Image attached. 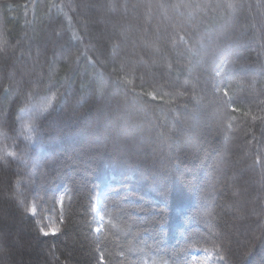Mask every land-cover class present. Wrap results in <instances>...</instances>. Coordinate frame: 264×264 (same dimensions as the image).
Wrapping results in <instances>:
<instances>
[{"label": "trees", "instance_id": "obj_1", "mask_svg": "<svg viewBox=\"0 0 264 264\" xmlns=\"http://www.w3.org/2000/svg\"><path fill=\"white\" fill-rule=\"evenodd\" d=\"M181 2L204 0H0V46L6 49L0 52V157L11 161L7 165L0 159V176L21 174L12 179L14 185L22 181L15 191L24 201L5 205V196L13 193L0 183V208L10 209L13 234L33 238L31 256L24 257L31 264H97L98 243L112 253V264H186L196 251L211 248L213 240L239 252L255 229V218L245 219L237 202L264 196L259 170H248L251 153L264 150L252 139L253 134L261 137L264 125H253L244 115L251 110L264 116V103H259L264 102V76L257 74L264 65L257 13L264 9L255 7L264 0H247L253 8L239 19L224 7L227 0H213L220 7L189 41V50L181 46L163 58L144 46L139 33L129 31V25H142L150 41L158 25L167 27L163 10L155 6ZM49 3L64 5L63 11L49 12ZM114 3L120 5L115 12L68 7ZM67 16L73 17L71 24ZM117 24L123 26L118 31L129 33L123 42L113 34ZM232 26L245 28L235 51L246 72L205 60L217 33ZM53 28L66 33L64 47H52L47 62L42 54L34 74L26 72L29 87L15 70L32 68L34 37H51ZM86 47V54L100 63L84 58ZM213 85L227 89L229 97L245 98L234 105L241 112L223 103L222 92L214 97ZM246 98L254 99L249 103ZM107 103L119 104L120 111ZM8 152L17 157H7ZM238 187L246 188L239 197L234 195ZM60 196L66 225L58 219ZM98 201L103 222L91 211ZM33 206L35 214L26 211ZM109 217L117 227L107 224ZM101 223L104 230L94 232ZM54 226L67 232L55 237L38 232ZM261 256L264 249L258 246L256 258ZM235 259L227 256L222 262L214 256L212 264ZM0 264L11 262L0 258Z\"/></svg>", "mask_w": 264, "mask_h": 264}, {"label": "snow or ice", "instance_id": "obj_2", "mask_svg": "<svg viewBox=\"0 0 264 264\" xmlns=\"http://www.w3.org/2000/svg\"><path fill=\"white\" fill-rule=\"evenodd\" d=\"M35 7V2L33 4ZM59 8L60 11H63L64 5L57 6L55 4L49 3L47 8L49 12L53 8ZM70 11H77L79 8L84 7L87 8L89 11H100L104 8H109L110 11L115 12L120 5L111 4H77L75 6L69 5L68 6ZM125 9V13L127 12L128 5H123ZM133 8L136 5L132 6ZM149 8L152 6L149 5ZM156 9L163 10L162 20L167 21V27H160L159 25L154 31V35L152 39L149 41L147 40L148 30L144 29L142 25H137L135 28L129 25V31H135L140 34V39L143 41L144 46L148 48L153 54L160 56L163 58L166 51H171L172 49H180L181 46H185V51H188L187 45L189 41L193 40L194 37L197 36L199 33L200 28L203 27L204 21L208 20L210 16L215 12V10L220 7L213 2V0H204V2H181V3H173V4H157ZM226 9L231 10L233 16L236 19H239L247 10L249 13L251 12L253 5L248 3L247 0H227L224 4ZM255 7L260 10L264 9V3L258 2ZM27 14V9L25 11ZM257 15L261 17L259 21V25L261 27L262 38H264V11H258ZM67 20L69 24L73 19L72 16H67ZM62 27V25H61ZM123 26L121 25H113V34L117 39L126 40L129 38L128 32L121 33L118 31ZM251 28H256L257 24H252ZM87 32V28L84 29ZM180 32H183V35H180ZM245 32V28L241 27L239 30L236 29L235 26L232 27H225L222 28L216 35L215 39L205 50V60H211L213 63H223L224 68L228 69L231 68L233 72H246L245 69L241 65L242 57L235 51V49L239 46V41L242 39ZM66 33H62L61 30L58 28L52 29L51 37L47 35H39L34 37L36 42V53L35 59L32 64V68H17L16 74L20 76L21 82L25 85H29L28 81L25 79L26 72L28 74H34V69L37 64L40 62V57L42 54L45 55V62H47L46 53L52 47H60L63 49L64 45L61 43ZM112 37H109L111 39ZM78 42H82L84 40V36L76 37ZM205 37L201 36L200 43H203ZM171 46V49L169 48ZM31 46V41H30ZM119 47V45H116ZM91 48H95V45H92ZM89 50L88 47L85 49L84 58L88 60L89 63H100L99 59L93 60L92 57L88 56L86 53ZM0 52H6V49L0 46ZM29 55H31V47H29ZM55 55V53H53ZM177 56H182V53L177 52ZM218 66V64H217ZM171 67V65H169ZM115 71V70H114ZM260 76H264V65H262L257 73ZM216 76H220L221 72L217 71L215 73ZM130 83V81H129ZM187 83V82H185ZM213 88V96L215 97L216 94L222 92L221 99L223 103L226 105H232V112L239 113L241 109L235 107L234 105L237 102H242L243 99L241 97H229L227 89H221L220 87L212 86ZM94 92L96 89L93 90ZM264 94V93H262ZM53 99L55 98V93H53ZM155 98V97H154ZM227 98V99H223ZM248 99L249 103L253 102L254 98H246ZM264 103V102H259ZM51 105V100H49L44 107V111H47V108ZM108 106L111 107L112 110L117 112L120 111L119 104L113 106L111 103H107ZM245 116L251 118L253 125L257 121H259L262 125H264V116L255 115L249 110L248 112L244 113ZM235 119V117H232ZM198 125H194L191 127V131H195ZM231 123L227 124V129H231ZM252 139L256 141L257 145L264 144V128L261 129V137L257 139L253 134ZM249 147L252 146L251 141H247ZM195 147V146H194ZM7 157L16 158L17 153L15 152H8ZM0 159H4V163L10 165L11 161L7 160L6 158L0 157ZM251 164L248 165V170L255 172L257 169L260 172L261 177V185H260V192L264 193V150L260 147H257L255 151L251 153ZM21 174L19 172L12 173L11 175L0 176V183L6 184L8 186V191L12 192V196H5L4 204L7 205L11 201H18L19 203H24L23 200H20L19 197L22 193L16 192L15 188L18 187L22 181L17 179L15 181V185L13 184V176L19 177ZM247 183V182H245ZM246 192V188L238 187L236 192L234 193L235 196L239 197ZM63 201L64 197L60 196L59 203L61 206L60 215L58 217L61 224H67L69 217L65 214L63 208ZM26 211H29L35 214V207L26 208ZM91 211L95 213L101 222L105 220V215L97 211V205H91ZM237 211L245 218V219H252L255 218V229H250L248 232V240L243 245L242 249L239 252H233L231 247L228 246L223 240L217 243L215 240L212 241L211 248H203V255L202 256H192L191 260L186 262V264H212L213 257L216 256L219 258L220 261L226 262L227 256L236 257L233 261V264H264V256H261L259 259L256 258V248L259 246L260 248L264 249V196L257 195L255 199L245 201L243 203L237 202ZM10 221H11V212L10 209L7 207L0 208V223L3 224V227H0V258L5 261L11 262V264H31V261H26L24 257L26 255L31 256V248L33 246V238L29 236H25L22 233H15L10 230ZM107 224L110 225L112 228L117 227L115 222L108 218ZM105 228L104 223L97 225L93 231L96 233H101ZM38 232L42 234L44 237L48 236H57L63 235L67 232V229H61L59 226L49 227L45 229V227H39ZM54 246V245H53ZM95 252L98 256L97 264H112V253L108 252L106 254L105 251L101 250V246L98 243L95 249ZM19 255L20 259L15 260V255ZM107 255V259H106ZM118 255L120 257H124L125 253L123 251L119 252ZM147 264V262H145Z\"/></svg>", "mask_w": 264, "mask_h": 264}, {"label": "rangeland", "instance_id": "obj_3", "mask_svg": "<svg viewBox=\"0 0 264 264\" xmlns=\"http://www.w3.org/2000/svg\"><path fill=\"white\" fill-rule=\"evenodd\" d=\"M28 114V115H27ZM25 116H27V118L25 117V119H26V124L27 125H25L27 128H29L30 127V124H29V113H27ZM99 205H100V201H98V203H97V211L99 212ZM51 224H53V223H51ZM203 255V253H201V252H198V251H196L194 254H193V256H202Z\"/></svg>", "mask_w": 264, "mask_h": 264}]
</instances>
